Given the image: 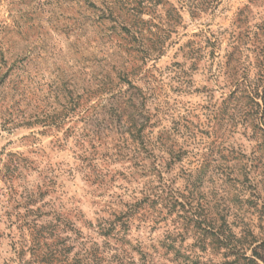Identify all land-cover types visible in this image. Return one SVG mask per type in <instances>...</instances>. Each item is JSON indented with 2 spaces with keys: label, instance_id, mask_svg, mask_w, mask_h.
Listing matches in <instances>:
<instances>
[{
  "label": "rangeland",
  "instance_id": "1",
  "mask_svg": "<svg viewBox=\"0 0 264 264\" xmlns=\"http://www.w3.org/2000/svg\"><path fill=\"white\" fill-rule=\"evenodd\" d=\"M263 18L264 0H0V264H264V126L226 100L262 89Z\"/></svg>",
  "mask_w": 264,
  "mask_h": 264
},
{
  "label": "trees",
  "instance_id": "2",
  "mask_svg": "<svg viewBox=\"0 0 264 264\" xmlns=\"http://www.w3.org/2000/svg\"><path fill=\"white\" fill-rule=\"evenodd\" d=\"M261 24H262L261 29L264 30V18L262 19ZM261 51H264V45H262ZM262 55L264 54L262 53ZM226 100L237 101V102L240 100H246V101L249 100L251 103H253V105L258 107L256 114L259 115L258 119L262 121L261 123L264 126V109L261 110V104L264 103V84L261 90L257 88V86L255 85L252 86L251 83L234 84L232 90L229 93V97ZM261 131L264 134V128H261ZM8 156L12 157L13 155L10 154ZM263 176H264V173H263ZM37 188L39 189L41 187L38 186ZM259 192L262 193L263 191H259ZM257 195H260V194L258 193ZM262 203L264 204V198L262 199ZM194 224H197L200 226V222H198L197 220H194ZM22 226L26 227V229L30 231V234L32 237V243H33V246L31 248V253L32 254L37 253L38 248H39L38 245L40 244L41 239L43 240L44 238L41 227L36 223V220H31V222L23 221ZM203 228H204V232L207 231L206 233H209V236L213 238L212 240L215 243H217L219 246H225L226 248H230L232 251H234L233 254L235 255L236 259H238L239 257H242L243 254L241 253L242 252L241 250L243 249V244L240 242L238 238H235L232 231L226 226V222L224 219H222V221L218 223L215 222V219L210 220L208 224L203 226ZM61 256L63 257V262L67 264L66 262L67 259L64 258V254H61ZM251 256L253 258L246 257V259L248 260L251 259V261H254L255 259L257 258L259 259L261 257L255 249L252 251ZM53 257L55 258V255ZM43 259L46 260L47 262H50L49 258L44 257ZM71 264H75V263H71Z\"/></svg>",
  "mask_w": 264,
  "mask_h": 264
}]
</instances>
